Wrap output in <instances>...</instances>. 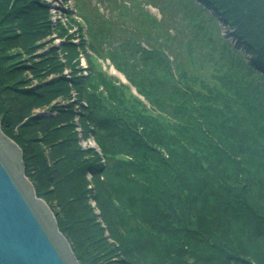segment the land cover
Returning a JSON list of instances; mask_svg holds the SVG:
<instances>
[{"label": "trees", "instance_id": "16d2710c", "mask_svg": "<svg viewBox=\"0 0 264 264\" xmlns=\"http://www.w3.org/2000/svg\"><path fill=\"white\" fill-rule=\"evenodd\" d=\"M75 2L0 0V124L80 263L264 264V0Z\"/></svg>", "mask_w": 264, "mask_h": 264}, {"label": "water", "instance_id": "95a60500", "mask_svg": "<svg viewBox=\"0 0 264 264\" xmlns=\"http://www.w3.org/2000/svg\"><path fill=\"white\" fill-rule=\"evenodd\" d=\"M0 264H81L52 208L26 175L22 149L1 124Z\"/></svg>", "mask_w": 264, "mask_h": 264}, {"label": "rangeland", "instance_id": "374dc122", "mask_svg": "<svg viewBox=\"0 0 264 264\" xmlns=\"http://www.w3.org/2000/svg\"><path fill=\"white\" fill-rule=\"evenodd\" d=\"M49 1V6L51 7V10H52V14H53V17H54V20L57 21L58 19H63L65 21H68V15L67 13L72 9H74L76 7V2L75 0H69L67 2H64V0H47ZM156 14H158V16H160V13L158 11H155ZM170 16L172 19L173 16L171 13H167V17H168V20L170 19ZM175 16V15H174ZM176 17V21L174 20L175 23H177L178 27H181V28H177L178 30L180 29V32L179 34L183 35L186 39H192L194 40V36H192L188 29H186L183 25V21L180 20V16H175ZM176 26V25H175ZM217 26H218V30L220 32H222L224 35L225 38H228L230 35L227 33V30L226 28L224 27V25L221 23H218L217 22ZM234 40V39H233ZM63 39L58 37V35H54L52 36V38L50 39H47L46 40V44H58L59 47H61L63 45ZM201 41V42H200ZM199 41V44L195 45V48H197V51L194 53L195 56L198 55V51H202L203 53L206 51H208L206 48H208V45H205L204 42H202V40ZM209 49V48H208ZM103 66L105 69H107L109 71L110 74H112L113 76H115L116 78H119L120 81L122 83H125L129 86L130 88V91L137 95L139 98H141L147 105H150L148 103V99L147 97L142 93L140 92L136 85L133 84L130 80H128L127 78V74L120 68H118L115 64H113L110 59H104L103 60ZM83 63L84 65L87 67V60L85 58H83ZM82 142L85 144V145H91L93 147H96L97 144H96V141L94 138H90L88 140H82Z\"/></svg>", "mask_w": 264, "mask_h": 264}]
</instances>
